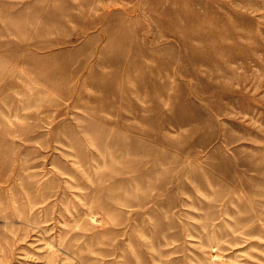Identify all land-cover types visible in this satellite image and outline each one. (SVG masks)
Instances as JSON below:
<instances>
[{"label":"rangeland","instance_id":"rangeland-1","mask_svg":"<svg viewBox=\"0 0 264 264\" xmlns=\"http://www.w3.org/2000/svg\"><path fill=\"white\" fill-rule=\"evenodd\" d=\"M0 264H264V0H0Z\"/></svg>","mask_w":264,"mask_h":264}]
</instances>
